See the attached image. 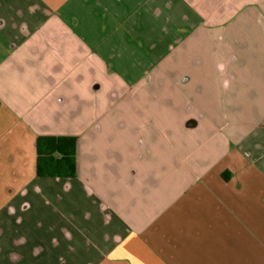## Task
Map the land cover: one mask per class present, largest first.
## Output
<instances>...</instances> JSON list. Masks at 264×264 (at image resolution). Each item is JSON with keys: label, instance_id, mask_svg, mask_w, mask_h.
Masks as SVG:
<instances>
[{"label": "crops", "instance_id": "obj_1", "mask_svg": "<svg viewBox=\"0 0 264 264\" xmlns=\"http://www.w3.org/2000/svg\"><path fill=\"white\" fill-rule=\"evenodd\" d=\"M0 264H264V0H0Z\"/></svg>", "mask_w": 264, "mask_h": 264}, {"label": "trees", "instance_id": "obj_2", "mask_svg": "<svg viewBox=\"0 0 264 264\" xmlns=\"http://www.w3.org/2000/svg\"><path fill=\"white\" fill-rule=\"evenodd\" d=\"M37 175L69 176L76 172L77 139L39 137L37 139Z\"/></svg>", "mask_w": 264, "mask_h": 264}]
</instances>
